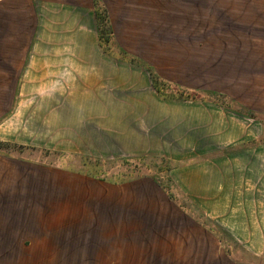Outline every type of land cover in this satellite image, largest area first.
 <instances>
[{"label": "crops", "instance_id": "0c3cea01", "mask_svg": "<svg viewBox=\"0 0 264 264\" xmlns=\"http://www.w3.org/2000/svg\"><path fill=\"white\" fill-rule=\"evenodd\" d=\"M102 2L126 52L119 11H184L191 25L196 16L210 25L219 13L220 23L240 17L264 26V0ZM263 54L264 41L220 37V95L261 115L264 103L242 97L249 85L235 75L242 61ZM130 67L141 69L102 50L93 0H0V142L168 160L176 193L189 203L183 210L152 178L112 183L0 154V264H195L210 235L220 246L214 264H251L234 257L219 231L264 262V123L239 109L164 99L143 69L152 97L122 96L137 86L120 73ZM48 130L50 143L42 140ZM214 203L220 211L209 209Z\"/></svg>", "mask_w": 264, "mask_h": 264}, {"label": "rangeland", "instance_id": "374dc122", "mask_svg": "<svg viewBox=\"0 0 264 264\" xmlns=\"http://www.w3.org/2000/svg\"><path fill=\"white\" fill-rule=\"evenodd\" d=\"M258 7L264 12L261 4L258 3ZM119 13L116 16L117 22L115 28L120 42L128 49V54L152 67L161 79L174 83L184 89L201 93L220 94V37L222 35L226 37L231 34L234 38L241 35L251 38L257 43L264 41V26L260 23V20L253 21L254 23L252 24L251 21L244 20V25L240 24L243 22L240 17H233L231 20L223 19L220 23V15L218 13V16L212 20L213 22L209 21L210 25H200L201 20L199 16H196L197 20H193V22L198 21L199 24L194 23L191 25L188 24L190 19L186 18L184 11H178V15H176L169 10H163L161 15H158L152 8H147L139 15H136L135 11L125 12L123 15L121 11ZM193 13L199 14L200 9H194ZM175 17H178V19L170 20V18ZM122 18L126 20V23L121 20ZM154 21H156V24L152 26ZM144 23L150 24L144 25ZM200 44L205 45V47L207 46V48L203 51L198 50ZM141 69L130 67L120 70L124 78H135L137 82L136 87L131 84L129 87H124L122 92H120V94H123L122 96H141L142 92H144L145 97H152L147 86V75L143 71L144 69ZM240 69V73L236 74L235 77L237 78L238 76L242 83L247 82L249 85V87L239 90L241 96L251 101L259 99L263 104L264 54L262 57L257 58L256 62H253L249 58L242 61ZM142 86L143 88H141ZM65 93L72 94L75 91H65ZM234 107L235 110L239 109L237 106ZM239 111L248 116L251 115V118H257L264 123V115L245 112L242 109ZM37 124L33 123L34 127ZM44 125L48 126L50 123L48 125L45 123ZM68 129L69 127L66 124V130ZM44 133L45 138L43 137L44 139L42 140L49 143L52 142V132L48 130ZM0 153L4 156L37 160L38 162L60 167L64 171L81 176L95 179H109L112 183L129 182L134 179L148 177L153 180L157 178L165 184L167 178V174L163 171H165L168 165L152 157H148L151 160L145 162L135 161L133 164L128 165L122 162L124 161L122 158L99 159L80 154L60 155L50 151H41L18 145L10 148L2 147L0 148ZM174 193L185 205L186 202L182 198L183 196L176 192ZM209 209L215 212L220 211V203L210 205ZM217 236L225 244L226 242L228 243L231 247L229 250L234 253L235 258L246 263L264 264L262 259L253 258V256L244 252V250L238 249L226 234L219 231ZM217 257H220V246L210 235L207 253L204 250L201 251L197 257L193 258V261L195 264H214L213 259Z\"/></svg>", "mask_w": 264, "mask_h": 264}, {"label": "trees", "instance_id": "16d2710c", "mask_svg": "<svg viewBox=\"0 0 264 264\" xmlns=\"http://www.w3.org/2000/svg\"><path fill=\"white\" fill-rule=\"evenodd\" d=\"M93 2H94L96 19H97L100 46L102 50L107 55L113 57L114 59L118 61L130 64V65H134L137 67H141L142 69L146 70V72L148 73L151 79L154 90L160 97L164 99H169V100L207 102V103H212L218 106L221 105L225 108L235 109L232 102L228 101V99L223 95L215 94V93H201L197 91L187 90L174 83L161 79L152 67L142 63L141 61L131 56L130 54H128L125 50H123L120 47V45L118 44L116 40L115 33H114V30L110 22V17H109L108 11L104 3L101 0H93ZM249 117H251V115ZM2 147L10 148V147H16V145L0 142V148ZM147 160H151V159L143 157V158H137V159H124V161L122 162L128 165L129 164L131 165L135 161L145 162ZM158 160H161L162 162L166 163V165H168L165 171H163L167 174V178H166L165 184L157 178H154V180L162 187V189L167 193V195L174 202L179 204L183 210H187L184 203H182L178 199L177 195L174 193V192H177V189L175 187L174 182L172 181L170 177V171H171L170 162L164 159H158ZM96 178H99V177H96ZM99 180L111 182L109 179H105V178L99 179ZM208 228L210 229V231L213 232V230L209 226Z\"/></svg>", "mask_w": 264, "mask_h": 264}]
</instances>
